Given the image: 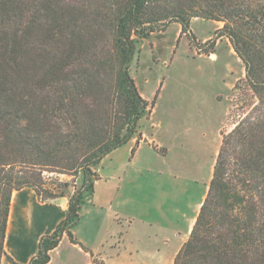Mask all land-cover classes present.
<instances>
[{"label":"trees","instance_id":"16d2710c","mask_svg":"<svg viewBox=\"0 0 264 264\" xmlns=\"http://www.w3.org/2000/svg\"><path fill=\"white\" fill-rule=\"evenodd\" d=\"M222 22L244 66L233 87L240 112L222 134L208 190L173 264H264V0H0V264L10 196L31 187L42 200L64 197L65 218L43 236L28 264H46L77 223L93 169L130 139L155 106L130 68L137 45L176 22ZM195 38V37H194ZM215 38L208 41L214 44ZM207 44V43H206Z\"/></svg>","mask_w":264,"mask_h":264},{"label":"crops","instance_id":"0c3cea01","mask_svg":"<svg viewBox=\"0 0 264 264\" xmlns=\"http://www.w3.org/2000/svg\"><path fill=\"white\" fill-rule=\"evenodd\" d=\"M208 21L212 31L222 25ZM169 26L175 27L173 39L180 37V24ZM209 37L196 36L201 41ZM224 42L231 60L238 62ZM149 119L152 132L143 137L146 141L134 137L102 159L93 192L85 195L70 229L75 241L63 233L46 264H173L207 193L219 147L211 161L213 129L195 136L187 134L186 125L169 129L152 115ZM106 158L111 161L104 173ZM68 198L42 200L31 187L14 190L4 239L12 262L3 257L1 264H28L40 239L65 218Z\"/></svg>","mask_w":264,"mask_h":264},{"label":"rangeland","instance_id":"374dc122","mask_svg":"<svg viewBox=\"0 0 264 264\" xmlns=\"http://www.w3.org/2000/svg\"><path fill=\"white\" fill-rule=\"evenodd\" d=\"M215 22L217 26L222 24ZM168 26L165 31L154 32L148 39L138 43L137 53L131 63V74L142 95L150 100L157 91L152 113L141 120L140 141L152 132L149 125L151 115L154 120H161L169 129L175 127L183 130L186 125L189 131L187 134L195 136L201 131L209 133L213 129L210 139L213 161L214 153L221 144L222 134L232 128L240 112L237 108L238 92L233 87L243 78L244 66L240 60H231L223 45L224 41H229L224 36L215 37L216 29L212 31L210 21L196 19L190 23L191 33L195 37L193 39L180 33V37L174 40L175 27ZM208 33L210 37L204 41L196 38ZM214 38V44L208 43ZM217 42L221 45L216 51L217 58L213 60L210 55L214 53ZM158 150L165 151L161 147ZM110 161V158L104 160V173ZM43 175L46 183L58 181L57 179L68 183L64 197L71 196L79 188L80 179L74 175L48 172Z\"/></svg>","mask_w":264,"mask_h":264},{"label":"built area","instance_id":"2783aa9c","mask_svg":"<svg viewBox=\"0 0 264 264\" xmlns=\"http://www.w3.org/2000/svg\"><path fill=\"white\" fill-rule=\"evenodd\" d=\"M93 170H94L95 172H97V173H98V172H99V170H100V169H99V166H95Z\"/></svg>","mask_w":264,"mask_h":264},{"label":"water","instance_id":"95a60500","mask_svg":"<svg viewBox=\"0 0 264 264\" xmlns=\"http://www.w3.org/2000/svg\"><path fill=\"white\" fill-rule=\"evenodd\" d=\"M143 141H146V138H144Z\"/></svg>","mask_w":264,"mask_h":264}]
</instances>
